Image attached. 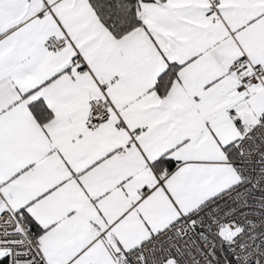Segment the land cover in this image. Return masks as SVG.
Returning <instances> with one entry per match:
<instances>
[{
  "label": "snow or ice",
  "instance_id": "obj_1",
  "mask_svg": "<svg viewBox=\"0 0 264 264\" xmlns=\"http://www.w3.org/2000/svg\"><path fill=\"white\" fill-rule=\"evenodd\" d=\"M0 264H264V0H0Z\"/></svg>",
  "mask_w": 264,
  "mask_h": 264
}]
</instances>
